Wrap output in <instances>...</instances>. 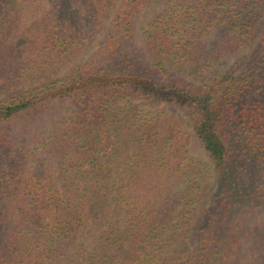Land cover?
Returning <instances> with one entry per match:
<instances>
[{"label": "trees", "instance_id": "trees-1", "mask_svg": "<svg viewBox=\"0 0 264 264\" xmlns=\"http://www.w3.org/2000/svg\"><path fill=\"white\" fill-rule=\"evenodd\" d=\"M0 264H264V0H0Z\"/></svg>", "mask_w": 264, "mask_h": 264}, {"label": "rangeland", "instance_id": "rangeland-1", "mask_svg": "<svg viewBox=\"0 0 264 264\" xmlns=\"http://www.w3.org/2000/svg\"><path fill=\"white\" fill-rule=\"evenodd\" d=\"M160 5H161V3L158 2L155 5V7H154L152 12L150 11L149 13H147L149 11V10H147V12H146L147 14L145 16H149L150 14H153L154 12H156ZM144 14H145V12L143 13V15ZM3 39H6L5 34L3 35ZM224 66H227V65H225V64L218 65L213 70L200 73V75L198 77H192V76H189V75H188V77H189V79L191 81H194L196 84H200V83L206 82L207 79H209L217 71L226 68ZM140 108H142L144 110H148L149 106L141 103L140 104ZM189 131H190V133L192 135V137H191V148H190L191 149V154L194 157L200 158L204 163L209 164V158L207 157L206 153L201 148L199 142L197 141L196 137L193 135V133L191 132L190 129H189ZM255 255H257V252H255Z\"/></svg>", "mask_w": 264, "mask_h": 264}]
</instances>
